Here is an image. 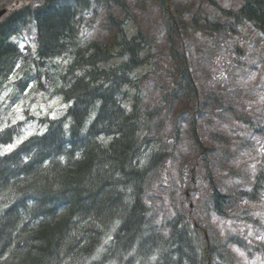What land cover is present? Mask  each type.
Listing matches in <instances>:
<instances>
[{
	"label": "trees",
	"instance_id": "obj_1",
	"mask_svg": "<svg viewBox=\"0 0 264 264\" xmlns=\"http://www.w3.org/2000/svg\"><path fill=\"white\" fill-rule=\"evenodd\" d=\"M156 1L169 16L168 41L178 64L169 86L150 105L137 70L152 63L154 41L141 29L129 33L126 23L136 17L126 0L0 4L10 8L0 20V92L12 89L9 101L0 99V122L9 116L0 129V264H236L227 241L245 245V239H208L209 225L179 208L159 221L150 202V188L176 151L182 121L197 126L212 113L211 101L233 108L223 92L206 91L200 84L179 35L185 30L180 7ZM201 1L233 20H207L208 33L224 37L232 23L249 22L258 32L255 39H264V0H242L235 10L215 0ZM118 8L124 18L116 14ZM196 16L193 24L198 26ZM30 20L35 26L34 50L14 40ZM94 23L111 35L107 41L86 37ZM257 59L264 80V53ZM33 82L68 104L62 117L14 120L19 111H11ZM179 104L189 106V116L172 115ZM33 120L45 130H35L4 151ZM261 120L252 133L264 131ZM201 148L213 167L219 161L216 147L205 139ZM212 184L210 208L219 216H231L239 200L253 199L264 188V165L257 167L251 189L244 185L226 192L215 179Z\"/></svg>",
	"mask_w": 264,
	"mask_h": 264
},
{
	"label": "rangeland",
	"instance_id": "obj_2",
	"mask_svg": "<svg viewBox=\"0 0 264 264\" xmlns=\"http://www.w3.org/2000/svg\"><path fill=\"white\" fill-rule=\"evenodd\" d=\"M4 1H9L10 5L15 2L0 0V4ZM126 1L136 17L129 18L126 23L130 34H135L141 29L154 41L152 63L145 64L137 70L138 81L146 94L145 103L150 105L156 102L161 91L169 86L171 75L178 64L168 41L165 21L169 16L164 10V5L156 0ZM215 1L220 7L232 10L242 3V0ZM168 2L173 8L180 7L182 10L185 32H180L179 35L184 37L186 53L193 62L200 84L206 91L223 92L230 98L228 100L231 105L233 104L234 110L233 108L226 110L211 101L209 108L213 111L202 117L204 135L202 137L201 133L200 139H197L193 131L196 126L194 128L188 124V120L182 121L181 136L177 147L173 149L176 151L161 168L159 176L149 190L152 203L157 206L158 220L161 221L164 214L170 215L179 208L185 214L201 218V221L209 225L211 232L208 234L209 237L221 241H226L230 235L245 239L244 247L231 243L227 246L237 264H264V188L253 199L239 200L232 210V215L228 217L217 215L210 208L211 203L208 200L212 192V179L219 182L223 191H235L244 185L251 186L257 167L264 165V133L251 132V128L261 124V119H264L263 69L257 59L264 53V39L261 41L255 39L258 32L249 22L238 25L232 23L224 37L208 33L207 20L212 23L217 21L229 23L233 20L207 1L168 0ZM226 4L230 6L226 7ZM195 12L198 26L193 24ZM116 14L120 18L125 17L121 8L117 9ZM87 35V38H101L104 41L111 36L99 31L97 24L88 27ZM14 40L24 48L35 49V26L32 20L14 37ZM227 41L229 44L237 45L241 51L229 48ZM15 79L14 75L12 80ZM37 87L38 84L35 82L29 86L22 100L15 106L14 111H11L12 115L16 110L18 113L21 112L18 116L13 115L14 118L41 114L62 116L68 104H65L61 97L58 98L59 96L52 97L47 91L40 92ZM11 92L10 87L0 92V99L9 101L8 94ZM134 94L135 90L133 96ZM193 102L194 100L190 98V107ZM24 108L27 110L23 111ZM187 108H189L187 105L186 107L183 104L176 105L172 115L177 116L181 112L189 116L190 110ZM8 117H3L0 129L8 124ZM68 122L69 119L67 124ZM30 123L26 133L14 143L5 146L4 151L15 148L21 140L31 134V131L41 129L38 122L33 120ZM44 130L45 126H42L40 131ZM202 138L225 154V157L220 155L215 148L219 161L211 168L200 154L203 151V148L200 149L203 144ZM231 169L235 171L231 172Z\"/></svg>",
	"mask_w": 264,
	"mask_h": 264
},
{
	"label": "bare ground",
	"instance_id": "obj_3",
	"mask_svg": "<svg viewBox=\"0 0 264 264\" xmlns=\"http://www.w3.org/2000/svg\"><path fill=\"white\" fill-rule=\"evenodd\" d=\"M235 65V64H234ZM197 93V92H196ZM250 93V92H249ZM209 115V114H208ZM123 132V131H122ZM97 133V132H96ZM147 134V133H146ZM141 142V141H140ZM139 143V142H138ZM123 144V143H122ZM111 145V144H110ZM120 147V146H119ZM122 150V149H121ZM120 152V151H119ZM107 155V154H106ZM42 166V165H41ZM43 167V166H42ZM55 170V169H54ZM50 173V172H49ZM58 173V172H57ZM103 185V184H102ZM129 226V225H128ZM83 230V229H82ZM129 233V232H128ZM72 234V233H71ZM128 236V235H127ZM80 237V236H79ZM64 242V241H63ZM61 243V242H60ZM172 243V242H171ZM77 245V244H76ZM87 247V246H86ZM174 248V247H173ZM73 250V249H72ZM75 251V250H74ZM107 253V252H106ZM106 255V254H105ZM56 257V256H55ZM56 259V258H55ZM61 259V258H60Z\"/></svg>",
	"mask_w": 264,
	"mask_h": 264
},
{
	"label": "water",
	"instance_id": "obj_4",
	"mask_svg": "<svg viewBox=\"0 0 264 264\" xmlns=\"http://www.w3.org/2000/svg\"><path fill=\"white\" fill-rule=\"evenodd\" d=\"M6 12V9L0 10V17Z\"/></svg>",
	"mask_w": 264,
	"mask_h": 264
},
{
	"label": "snow or ice",
	"instance_id": "obj_5",
	"mask_svg": "<svg viewBox=\"0 0 264 264\" xmlns=\"http://www.w3.org/2000/svg\"><path fill=\"white\" fill-rule=\"evenodd\" d=\"M225 6L228 7V6H230V5L226 4ZM222 75H223V74H222Z\"/></svg>",
	"mask_w": 264,
	"mask_h": 264
}]
</instances>
